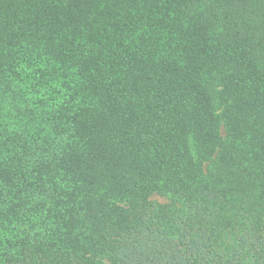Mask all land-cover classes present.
<instances>
[{"label":"trees","instance_id":"16d2710c","mask_svg":"<svg viewBox=\"0 0 264 264\" xmlns=\"http://www.w3.org/2000/svg\"><path fill=\"white\" fill-rule=\"evenodd\" d=\"M0 264H264V0H0Z\"/></svg>","mask_w":264,"mask_h":264},{"label":"rangeland","instance_id":"374dc122","mask_svg":"<svg viewBox=\"0 0 264 264\" xmlns=\"http://www.w3.org/2000/svg\"><path fill=\"white\" fill-rule=\"evenodd\" d=\"M221 132H222V131H221ZM222 134H223V132H222ZM151 200H152L153 202H158V203H163V202H165V199H164V198L158 197V196H156V195L151 196Z\"/></svg>","mask_w":264,"mask_h":264}]
</instances>
